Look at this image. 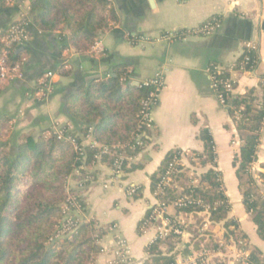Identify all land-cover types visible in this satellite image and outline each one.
Wrapping results in <instances>:
<instances>
[{
    "label": "crops",
    "instance_id": "crops-1",
    "mask_svg": "<svg viewBox=\"0 0 264 264\" xmlns=\"http://www.w3.org/2000/svg\"><path fill=\"white\" fill-rule=\"evenodd\" d=\"M111 3L117 19L97 39L103 46L100 53H79L71 46L62 48L63 31L41 32L28 21L30 37L20 48L26 56L24 76L2 86L0 114L16 118L11 130L20 133L23 129L37 132L52 120L75 125L67 112L66 99L80 86L102 78L114 65H130L132 85L162 72L164 84L151 111L153 127L143 136L144 147L127 161L123 174L115 179L110 166L94 165V179L81 190L85 216L101 236L92 264H109L120 242L124 243L130 261L149 264L146 248L157 240L158 231L154 224L142 229V223L158 201L151 188L152 176L158 173L167 154L174 151H181L184 156L186 178L180 180V186L187 183L190 172L200 178L213 169L228 203L226 218L217 222L211 221L206 211L167 208L169 216L184 222L174 264H244L249 263L253 250L262 259L264 240L259 238L244 207V185L237 174L235 159L242 140L228 112L229 106L220 104L216 97L209 67L237 61L246 49L245 44H253L257 63L250 69L236 67L230 76L234 95L260 98L264 75V0H111ZM29 4L30 0H23L20 7L0 10V29L13 22ZM213 17L219 18L220 26L207 36L151 42L137 39L188 31ZM49 70L55 73V89L46 101H37L33 93L36 78ZM20 109L22 117H18ZM202 130H207L212 139L215 155L212 162L206 161L204 143L199 137ZM191 157H198L197 161H191ZM248 174L255 179L253 190L264 192L261 182L264 118ZM132 185L138 190L130 195L127 189ZM228 219L237 220L238 225L225 226ZM160 240L159 247L166 250L168 237ZM203 249L208 254L201 262L198 255Z\"/></svg>",
    "mask_w": 264,
    "mask_h": 264
},
{
    "label": "trees",
    "instance_id": "trees-1",
    "mask_svg": "<svg viewBox=\"0 0 264 264\" xmlns=\"http://www.w3.org/2000/svg\"><path fill=\"white\" fill-rule=\"evenodd\" d=\"M10 7L6 0H0V10ZM26 19L31 20L41 32L63 31L64 34L60 37L62 48L71 46L77 52L85 53L117 17L111 0H30ZM11 23L0 29V49L2 34ZM21 47L10 52L12 62L18 61L24 53ZM245 56L249 58L247 63ZM256 63L257 53L249 49H244L236 61L237 68L242 65L244 69H250ZM25 65L26 62L23 70ZM129 66L128 63L114 65L102 78L80 86L66 99L67 112L71 120L76 122L73 124V134L78 137L90 134L98 144L95 147L85 145L84 158L76 154L70 144L54 138L43 139L39 134H22L11 130L10 138L2 139L3 134L10 130V125L9 118L0 114V264L93 263L98 247L94 242L96 228L90 223L81 224L69 237L52 243H48V240L53 235L60 216L62 180L75 168L84 165L80 169L81 176L89 178L85 183L88 185L96 173L92 167L97 163L111 167L116 156L111 149L95 159L99 146L130 141L139 132L140 102L149 88L141 83H129ZM226 76L227 73L224 72L218 77ZM121 78L125 80L121 81ZM261 90L260 98L251 94H232L227 97V102L228 112L233 118L234 112L239 110V118L234 120L242 144L235 162L238 179L244 185L243 204L256 226L259 238L264 240V192L253 190L255 179L248 174L264 118V75ZM90 127L91 132L88 131ZM199 137L204 143L206 161L212 162L215 155L209 132L202 130ZM172 156L173 152L168 153L158 173L152 176L153 191ZM185 178L183 172L177 176L178 180ZM218 178L217 171L209 169L201 175L198 184L183 185V192L195 199L209 202V219L216 222L226 218L228 211L227 199ZM261 182L264 189V174ZM166 196L172 200L176 193L167 190ZM178 210L199 212L204 208L186 205ZM230 225L236 227L237 220L228 219L225 226ZM178 238L176 235L168 236L166 250L159 247L161 240L157 239L146 248V261L149 264H173ZM257 253L255 250L250 253V264H264Z\"/></svg>",
    "mask_w": 264,
    "mask_h": 264
},
{
    "label": "built area",
    "instance_id": "built-area-1",
    "mask_svg": "<svg viewBox=\"0 0 264 264\" xmlns=\"http://www.w3.org/2000/svg\"><path fill=\"white\" fill-rule=\"evenodd\" d=\"M23 0H6L8 6H22ZM29 7L24 8L18 15V17L4 30L1 43L2 47L0 49V88L12 80L22 79L24 76V64L26 62V56L21 55L18 61L12 62L10 60V52L20 46H23L30 37L28 31V20L26 19ZM220 26V20L213 17L204 23L194 27L191 30L183 32H164L158 37L153 38L149 36H140L137 39L142 42H151L158 40H172L177 38H185L187 36H207L210 35ZM246 49L255 50V46L251 43L245 44ZM103 51L102 43L96 40L91 46L90 53H100ZM245 62L249 61V58L245 56ZM237 67L236 61L230 63L227 66H221L214 64L209 67V77L212 83V88L216 94V97L220 104L224 106H229L227 102V97L234 93V81L232 80L230 73ZM238 68L244 69L242 65ZM226 72L227 76L225 78L218 77L219 74ZM55 73L51 70L41 74L35 81L34 84V97L37 101H46L55 89L54 84ZM125 78H121L124 81ZM143 86H147L149 91L145 97L141 99L140 110H139V132H137L134 137L127 142H119L112 146H99V151L94 155L95 159H99L101 154L111 151V149L116 153L113 164L111 166V175L113 179L117 178L119 175L123 174L124 166H126L127 161L131 160L132 156L136 154L138 150L144 147L143 136L146 131L152 129L153 121L151 117V111L154 105L158 102L159 92L164 84V77L162 72L156 73L154 76L141 81ZM221 87V90L219 89ZM239 110L234 112V118H239ZM91 132V127L88 130ZM74 126L70 122L62 123L58 120H52L50 124L42 131V135L45 139L54 138L58 141L68 143L72 146L76 154L84 158L85 145L90 144L95 147L98 144L92 139L90 134L82 137H78L73 134ZM198 157H191V161H197ZM84 165H80L78 168L73 170V177L75 182L73 185L74 192L68 193L65 199L64 205L62 207V219L59 221L58 228L53 236L49 238L50 241H56L65 237L72 235L76 229L81 225L87 223L82 217L78 216V213L84 212L85 203L81 197V190L85 189V183L89 180L88 177L81 176V170ZM184 170V156L181 151H174L173 156L168 161L164 171L159 176V181L154 189V195L158 199L157 203L152 207L147 217L143 220L142 229L148 227L149 225L157 226V236L156 239H164L170 235L181 236L184 233L183 220L178 219V217L169 216L167 214V208L173 206L175 208H181L186 205H196L204 208L203 211H207L209 207L208 201H203L200 199H195L191 195L183 192V186L179 185L180 180L177 176ZM72 178V177H70ZM67 180V187L69 186L71 179ZM219 179V178H218ZM187 185H196L199 182V177L195 175L194 172H190L187 179ZM128 193L133 195L138 187L135 185L130 186ZM167 190H173L176 193L175 199H169L166 194ZM101 236L99 231H96L94 235L95 244H99ZM208 251L203 249L198 255L199 261L203 262L207 257ZM261 263L264 262V255L262 256ZM142 264L134 263L130 261L127 256V252L124 247V243L120 242L118 249L115 251V258L110 261L109 264ZM174 264V263H173ZM244 264H249L245 261Z\"/></svg>",
    "mask_w": 264,
    "mask_h": 264
},
{
    "label": "rangeland",
    "instance_id": "rangeland-1",
    "mask_svg": "<svg viewBox=\"0 0 264 264\" xmlns=\"http://www.w3.org/2000/svg\"><path fill=\"white\" fill-rule=\"evenodd\" d=\"M146 80V79H145ZM142 81H144V80H142ZM22 115H23V110H19V112H18V117H22ZM16 118H9V120H8V123H9V125H10V130L8 131V132H6V133H4L3 134V136H2V139H7V138H10V135H11V129H12V125H14L15 123H16ZM20 124V123H19ZM20 125H22V124H20ZM47 127V126H46ZM46 127H43L42 129H40V130H38L37 132H34V134L35 135H37V134H39L43 139H45L44 137H43V135H42V131L44 130V129H46ZM21 133L22 134H25V133H32V131H28V130H25V129H23L22 131H21ZM70 177H72V178H70ZM71 179L72 181L70 182V184H69V186L67 187V180L68 179ZM75 178L73 177V171H72V173H70L69 175H67L63 180H62V183H61V188H62V193H63V199H62V202H61V204H60V216H59V218H58V221H57V224H56V226H55V228H54V233H53V235L55 234V232H56V230H57V228H58V225H59V221L62 219V207H63V205H64V202H65V199L67 198V196H68V193H71V192H74L73 190H74V188H73V185H74V183L73 182H75V180H74ZM79 193H81L80 195H81V197H82V192L80 191ZM78 216L81 218H83L84 220H87V223H90V222H88V218L85 216V209H84V212L82 211V213L80 212V213H78ZM52 235V236H53ZM52 243V242H54V241H50V240H48V243ZM94 259H95V257H94ZM94 262V261H93Z\"/></svg>",
    "mask_w": 264,
    "mask_h": 264
},
{
    "label": "water",
    "instance_id": "water-1",
    "mask_svg": "<svg viewBox=\"0 0 264 264\" xmlns=\"http://www.w3.org/2000/svg\"><path fill=\"white\" fill-rule=\"evenodd\" d=\"M137 84V83H136Z\"/></svg>",
    "mask_w": 264,
    "mask_h": 264
}]
</instances>
